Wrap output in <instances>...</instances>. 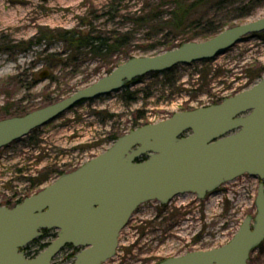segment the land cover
<instances>
[{"label":"rangeland","instance_id":"1","mask_svg":"<svg viewBox=\"0 0 264 264\" xmlns=\"http://www.w3.org/2000/svg\"><path fill=\"white\" fill-rule=\"evenodd\" d=\"M85 1L78 8H55L56 0H0V120L67 98L130 58L162 54L168 44L180 42L165 37L168 30L133 22L161 0ZM240 7L245 11H238ZM208 13L233 26L252 22L264 17V0H239ZM65 31L104 37L110 44L122 37L125 42L112 53L93 55L88 48H70L60 38ZM258 34L246 36L213 60L178 65L172 75L149 73L118 92L82 102L0 148V206L14 207L54 182L57 172L68 173L98 156L113 144V134L210 106L250 88L259 80L251 82L249 74L264 67V34ZM44 72L48 74L41 79ZM42 179L46 181L36 187ZM260 182L244 175L203 199L187 193L166 206L143 203L121 230L115 255L103 264H157L228 243L243 220L255 216ZM56 232L49 231L45 240H54ZM40 243L29 244L28 249L34 251ZM75 254L64 247L53 264H73ZM247 264H264V241L251 252Z\"/></svg>","mask_w":264,"mask_h":264},{"label":"water","instance_id":"2","mask_svg":"<svg viewBox=\"0 0 264 264\" xmlns=\"http://www.w3.org/2000/svg\"><path fill=\"white\" fill-rule=\"evenodd\" d=\"M264 32V17L226 28L205 41L184 42L155 56L130 58L95 83L23 116L0 120L3 148L57 119L76 105L108 96L149 73L213 60L248 35ZM46 73L39 77L44 79ZM146 156L145 160L139 161ZM243 175L258 178L256 214L247 216L228 243L157 264H247L264 241V77L220 103L180 111L121 135L104 152L12 208L0 206V264H53L67 245L73 264H103L118 247L131 215L148 201L167 203L194 194L203 199ZM44 230L55 239L34 258L22 251Z\"/></svg>","mask_w":264,"mask_h":264},{"label":"trees","instance_id":"3","mask_svg":"<svg viewBox=\"0 0 264 264\" xmlns=\"http://www.w3.org/2000/svg\"><path fill=\"white\" fill-rule=\"evenodd\" d=\"M239 0H161V4L150 7L149 11L145 14L138 15L134 18L133 22L137 25H152L156 31L168 30V37L171 35V39L180 38V42L176 45L168 44L166 51L177 48L184 42L195 41L196 39L207 40L219 32L223 31L226 27L233 26L229 21L216 20L209 17L208 11L214 9V11H219L225 9L228 5L235 4ZM160 7H166V10H161ZM238 11H245V7H240ZM152 22L156 24L153 25ZM264 33H260L256 36H261ZM60 38L65 41L70 48L76 49V51L84 48L89 49V52L93 55H101L103 52H113L119 47L123 46L125 38H118L112 44L109 43V39L104 37H93L91 34L80 36L74 31H65L62 33ZM110 70L108 74L111 72ZM264 67L259 66L253 72L249 74V80L252 82L254 80H260L263 77ZM173 69L163 72L164 75H172ZM139 78L127 83L125 87L130 84L135 83ZM223 99L212 104H217ZM25 113V112H23ZM22 113V115H24ZM18 115V114H16ZM136 126L134 127V129ZM121 134H113L110 139L114 143ZM64 172H57L60 176ZM46 179H42L36 182L35 186H39ZM22 201H17L15 205L21 203ZM49 231H43L41 238L34 240L31 244L41 241L37 249L30 251L28 246L23 249L26 256H35L39 252L43 251L51 242L50 240H45L47 238ZM55 238V235L52 236ZM72 248L71 246H67ZM78 250L73 249L74 254ZM73 256V255H72Z\"/></svg>","mask_w":264,"mask_h":264},{"label":"bare ground","instance_id":"4","mask_svg":"<svg viewBox=\"0 0 264 264\" xmlns=\"http://www.w3.org/2000/svg\"><path fill=\"white\" fill-rule=\"evenodd\" d=\"M56 7H64V8H68V7H81V6H85L86 1L85 0H78V1H67V0H56Z\"/></svg>","mask_w":264,"mask_h":264},{"label":"flooded vegetation","instance_id":"5","mask_svg":"<svg viewBox=\"0 0 264 264\" xmlns=\"http://www.w3.org/2000/svg\"><path fill=\"white\" fill-rule=\"evenodd\" d=\"M47 74L48 73H46V76H47ZM263 185H264V181H263ZM208 195V194H207ZM175 197H173L171 200H169L167 203H165V204H162V203H160V202H158V201H148V202H156L157 204H159L160 206H166V205H168L173 199H174ZM205 198V197H204ZM253 218V217H252ZM191 252V251H190Z\"/></svg>","mask_w":264,"mask_h":264}]
</instances>
